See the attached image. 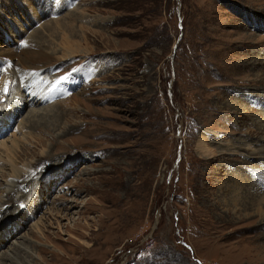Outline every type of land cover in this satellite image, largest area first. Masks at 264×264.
Wrapping results in <instances>:
<instances>
[{"label":"rangeland","instance_id":"rangeland-1","mask_svg":"<svg viewBox=\"0 0 264 264\" xmlns=\"http://www.w3.org/2000/svg\"><path fill=\"white\" fill-rule=\"evenodd\" d=\"M12 190L0 264L261 259L264 0H0Z\"/></svg>","mask_w":264,"mask_h":264},{"label":"bare ground","instance_id":"bare-ground-1","mask_svg":"<svg viewBox=\"0 0 264 264\" xmlns=\"http://www.w3.org/2000/svg\"><path fill=\"white\" fill-rule=\"evenodd\" d=\"M37 78H39V77H37ZM40 79V78H39ZM36 83H38V82H36ZM24 87H25V90H24V92H23V94L22 95H19L17 92H15L14 93V95H13V97H12V99L9 101V102H14L15 100H16V104H14V106H16V105H18V103H19V99L22 97H24V98H27V101H29V103H30V108H29V110L32 108H34L33 106L36 104V103H41V102H43L44 100H46L47 98H48V95L45 93V94H43L42 92H40V90H39V88H36L35 87V83L34 82H27V83H25V85H24ZM38 87V86H37ZM41 95H43V97L41 98ZM21 102V101H20ZM22 103V102H21ZM12 105H10V110L12 111V112H17L18 110H12ZM22 108H24V107H21V110H22ZM21 110H19V112L18 113H20L21 112ZM5 185H6V187L5 188H7L9 185L7 184V183H5ZM3 192H5V189L3 190ZM15 192V190H12L9 194L8 193H6L4 196H6L7 195V197H6V199H5V201L3 202V204L1 203L0 205H4V204H6L7 202H14V201H12V196H13V193ZM14 197V196H13ZM7 201V202H6ZM16 201L18 202V200H17V198H16ZM13 204V203H12ZM1 210V209H0ZM10 210V209H9ZM11 211V210H10ZM8 212V209L7 210H5L4 211V209L2 210V211H0V215H1V218H0V223H3V222H5V221H7L8 220V217L11 215V213H7ZM4 229H1V232H8L7 230L6 231H3ZM13 244V243H12ZM15 244V243H14ZM17 246L19 247V244H17ZM260 254V253H259ZM245 256H243V257H245V259H247L250 263L249 264H255V262L256 261H258V260H264V255L263 256H260L261 257V259L257 256V258H256V256H255V259H252L250 256L247 258V254H244ZM250 255V254H249ZM253 255V254H252ZM5 257L7 260H12L10 257H9V254H7V252H4V253H2L1 254V256L0 257ZM264 264V263H263Z\"/></svg>","mask_w":264,"mask_h":264},{"label":"snow or ice","instance_id":"snow-or-ice-1","mask_svg":"<svg viewBox=\"0 0 264 264\" xmlns=\"http://www.w3.org/2000/svg\"><path fill=\"white\" fill-rule=\"evenodd\" d=\"M5 91H7V88H5Z\"/></svg>","mask_w":264,"mask_h":264}]
</instances>
